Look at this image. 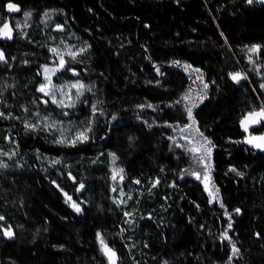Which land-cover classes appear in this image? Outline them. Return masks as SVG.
I'll return each instance as SVG.
<instances>
[{
	"label": "trees",
	"instance_id": "obj_1",
	"mask_svg": "<svg viewBox=\"0 0 264 264\" xmlns=\"http://www.w3.org/2000/svg\"><path fill=\"white\" fill-rule=\"evenodd\" d=\"M5 23L0 264H107L98 233L117 264H264V150L240 123L264 107V2L0 0ZM66 46L77 61L54 81L84 86L68 111L38 91L51 49ZM183 126L207 160L211 147L218 200L189 174L200 161L176 141Z\"/></svg>",
	"mask_w": 264,
	"mask_h": 264
},
{
	"label": "snow or ice",
	"instance_id": "obj_2",
	"mask_svg": "<svg viewBox=\"0 0 264 264\" xmlns=\"http://www.w3.org/2000/svg\"><path fill=\"white\" fill-rule=\"evenodd\" d=\"M261 2H264V0H261ZM247 3L252 4L253 0H247ZM8 9L9 10H19L18 7L15 4L9 3L8 4ZM31 13H25V16L28 17L30 16ZM45 15L47 16L48 13H45ZM57 29L61 30L62 26L61 25H57ZM0 37H5V38H11L12 37V29L10 28L9 24L5 23L2 27H0ZM261 46L260 45H252L251 47H248V52L250 53H257L260 50ZM85 49H80L81 52H83ZM52 52L56 53L57 49H51ZM69 55H71L73 57V59L76 56L75 52H69ZM251 59V57H250ZM5 60V55L2 51H0V61H4ZM174 63H179V62H174ZM65 67V61L63 58V55L60 56V62L57 68H52L49 69L47 66H44L43 71L45 73V80L46 83L41 84L38 91L44 93L45 95H50L51 92L49 91L50 89V83H51V77L50 75H48V73H52L54 74L56 71H58L59 69H62ZM186 67H190V66H186ZM197 72L199 71L198 69L196 70ZM231 78L238 82L240 79L243 78L241 73H231ZM71 87L74 88H83L84 86L81 84H74ZM208 87L207 84L204 85V88L206 89ZM261 87H264V85H261ZM185 99H187V97H185ZM204 96H200V100H203ZM54 103H60L63 104V101H59L57 102L55 99L53 100ZM69 107H71L72 105L69 104ZM149 107H151V105H149ZM96 106L93 105V112H96ZM0 115H3V113H0ZM188 116L190 119H194L192 116V108H188ZM261 121H264V107H262L259 111H253L247 114V116L244 117V119L241 120V127L244 128L245 131L248 130V127L250 124H256L259 123ZM25 127L27 129H34L36 126L32 125V124H25ZM88 139L87 133L86 131H82L79 132L76 136V139L71 141V143L75 144L76 142H82ZM58 143H64V140H60L57 141ZM207 142V141H206ZM210 143V142H207ZM246 143L249 144H253L255 147L257 148H264V135H261L259 137H251L249 139L246 140ZM198 151V150H197ZM206 154L209 160V163L205 165V173H204V183H205V190L209 191V184L211 181V177L209 174V169L211 168V164H210V159H211V147H208L206 149ZM113 156V160H115V155L112 154ZM204 157H201V162H203ZM53 163H56V161H54ZM6 165L0 164V167H5ZM231 171H235V169H230ZM193 175H196L197 179H200V175L197 173H193ZM117 176H119V178L121 180H123V169H118V170H114L113 175H112V179L116 180ZM136 183H139V181H136ZM158 183V181L153 182V187L156 186V184ZM84 187L83 184L80 185V189H82ZM79 190V189H78ZM67 195V194H65ZM209 196H210V202H212L213 200H218L219 199V194H218V189L217 190H213V191H209ZM69 200H71V197H68ZM72 207L79 212L81 209L79 207V205L75 204L73 202ZM237 213H239L240 209H236L235 210ZM227 214V213H226ZM126 216H130V213H125ZM4 217L0 216V220H3ZM232 225L231 223H229V228H231ZM3 235L7 238H11L13 236V231L11 230V228H7L3 230ZM98 239H100V243L102 245V250L104 251V254L108 257L109 260V264H116V253L111 249L108 248L107 245L104 244L103 238L100 236V234H97ZM224 238L227 239V232H225L224 234ZM232 253L233 256L238 254V249L235 247V245H233L232 248ZM231 259V257L229 258Z\"/></svg>",
	"mask_w": 264,
	"mask_h": 264
},
{
	"label": "rangeland",
	"instance_id": "obj_3",
	"mask_svg": "<svg viewBox=\"0 0 264 264\" xmlns=\"http://www.w3.org/2000/svg\"><path fill=\"white\" fill-rule=\"evenodd\" d=\"M259 1H261V0H259ZM53 49H57V52H56V60L53 63L45 64V65L42 66V68H41V72H42L41 73L42 74V83L41 84L46 83L45 73L43 71L44 66H47L49 69L57 68L58 65H59V62H60V56L61 55H63L65 64H67L69 62H76L77 61V57H76L77 56V52H75L76 53V56L73 59V57L71 55H69V52H72L70 50V47L69 46H66L65 49H63V50H60L58 48H53ZM15 52H16V50H15ZM252 54L253 53H250L249 52V56L250 57H251ZM59 70H61V69H59ZM58 71H56L55 73H57ZM55 73L54 74L48 73V75H50V77H51V83H50V89H49V91L51 92V94L50 95H45L44 93H42L40 91L39 92L43 96L48 97L52 102H53L54 99L57 102L63 101V104L54 103V102L53 103L55 105H57L59 108H61L62 110L68 111V110L72 109L73 107H75L79 103L81 97L84 94V87L83 88H74V87H71L74 84H81L80 82H77V81H70L68 83L57 84L54 81ZM238 73H241L242 76H244V74L241 71L238 72ZM40 85L38 86V89H39ZM69 104H71L72 106L69 107L68 106ZM260 125H261L260 122L259 123H256V124H250L249 125L248 130L245 131V136L243 138V140H244L245 143H246V140L249 139V138H251V137H259L261 135H264V131L254 132L253 130H251L252 127L260 126ZM186 127H189V126H183V127L176 128V130H175L176 131L175 134L177 135L176 141H178L179 144H184V145L188 146L189 149H190V151L193 153V155H196V157L199 158L198 160L200 161V165L197 166L195 170L189 171V174L191 176H193L194 178H196V179H197V177H196V175H193V173L199 174L201 178L200 179H197V180H199L203 184L204 189H205V183H204L203 177H204V173H205V165L208 164V160L206 159V157H204L202 155V149L200 150L201 147H200L199 143H196V142H193V141L187 142L183 137H181V135H183L185 132H188V129H186ZM242 129L244 130V128H242ZM189 137H191V136H189ZM248 145H250V146L252 145V147L257 148L253 144H249L248 143ZM258 149L264 150V148H258ZM201 157H204L203 162H201ZM112 164L115 167V160L112 162ZM209 191H213V189L211 188V185L210 184H209ZM209 191H206V192L209 194ZM68 203H69L70 206H72V204H73L72 201H70ZM99 245H100L102 254L104 255V257L106 259L107 264H109L108 257L104 254V251L102 250V245H101L100 241H99ZM105 245H107V244H105ZM107 247L110 248L108 245H107ZM116 264H117V258H116Z\"/></svg>",
	"mask_w": 264,
	"mask_h": 264
}]
</instances>
